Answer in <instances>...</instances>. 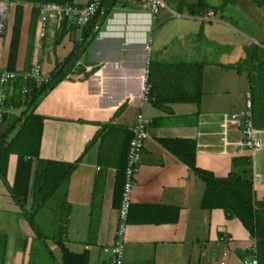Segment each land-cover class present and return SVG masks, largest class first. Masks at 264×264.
<instances>
[{"label":"crops","instance_id":"1","mask_svg":"<svg viewBox=\"0 0 264 264\" xmlns=\"http://www.w3.org/2000/svg\"><path fill=\"white\" fill-rule=\"evenodd\" d=\"M3 1L6 21L0 33V68H5L14 8L13 2ZM87 1L73 0V3L83 5ZM205 1L208 7L201 14L187 12V17L200 22L195 33H144L150 23L141 8L127 0L115 2L104 16L98 15L95 36L77 64L83 71L93 69L92 72L86 78L78 73L59 81L38 100L34 111L43 117L38 156L76 162L64 187L69 209L65 245L74 252L86 248L87 264H107L108 253L103 249L112 244L118 220L115 183L129 127L137 112L148 119L147 137L132 178L129 220L122 241L123 262L215 264L225 253L223 264H240L255 243L236 218L226 217L220 208L199 207L202 182L161 143L194 140V165L216 177L226 176L232 161L249 157L254 200L264 201V130L258 129L260 148L250 152L241 144L239 125L228 119L230 113L242 107L244 91L248 90L250 46L264 47V11L249 0H236L226 7L220 6L221 0L215 5ZM195 2L187 0V5ZM30 8V3H22L15 70L23 65ZM243 17L258 26L255 35L248 34L251 42L247 44L241 42L246 33H240L236 26L241 23L252 32L243 24ZM213 22L232 32L231 40L220 30L210 33L208 26ZM56 23L49 22L40 39L35 23L33 33L30 66L39 63L46 75L79 40L75 27L63 33L53 47ZM254 37L259 39L257 43ZM148 42L151 78L161 102L139 106L144 45ZM198 71L201 94L197 102L171 100L195 94ZM16 110L11 112L16 115ZM14 165L15 155L9 154L5 174L8 184ZM5 196L0 190V208L7 203ZM7 208L13 212L11 207ZM92 210L94 232L91 244L85 245L90 240L87 229ZM4 211H0V234L6 237L2 264H34L37 257L28 256L30 247L33 254L40 253L42 263L45 264V256L50 263L26 220L4 215ZM259 212L264 233V209ZM41 217H37L39 225L50 227L44 221L47 218ZM45 245L54 259L53 251L57 250L59 262L57 247L50 240H45ZM259 264H264V246Z\"/></svg>","mask_w":264,"mask_h":264},{"label":"trees","instance_id":"2","mask_svg":"<svg viewBox=\"0 0 264 264\" xmlns=\"http://www.w3.org/2000/svg\"><path fill=\"white\" fill-rule=\"evenodd\" d=\"M14 3L12 21L10 26V37L6 55L5 68L15 70L18 38L22 19V3L31 4L28 19L27 42L24 51L23 65L21 71L30 67L33 33L37 18L36 3L51 1L74 4L73 0H8ZM119 0H101L100 4L104 9L103 14ZM236 0H221L220 6L224 7L233 4ZM257 7L263 8L264 0H249ZM205 0H196L193 4L186 5L188 14L199 15L206 8ZM216 9L215 7H213ZM213 9V10H214ZM98 14H94L79 30V40L76 41L69 54L60 62H56L51 71L47 74L45 81L34 82L30 79L24 80L17 76L10 83L9 95L5 102L6 111L0 120V181L4 185L11 201L18 207L19 217L26 220L33 231L36 240L42 245V249L49 259H53L50 250L45 245V240H50L59 251L58 264H87L88 252L86 248L79 252L71 251L65 245L66 221L69 213L68 204L65 202V184L76 162H62L50 159H43L38 156L39 140L42 128V115L37 114L34 109L40 97L51 90L59 81L69 79L72 75L82 73L86 78L93 69L83 71L77 66L78 61L85 53L87 47L95 36ZM73 22L66 18L57 20L52 46L54 47L70 29H74ZM76 29V28H75ZM249 65L247 69L248 90L251 98V119L257 129L264 130V48L257 44H251L249 51ZM76 67V68H75ZM152 65H148L147 81L150 84L149 94L154 104L161 101L154 91V84L151 78ZM200 72H197L195 79V94L175 96L171 100L190 101L200 97L199 85ZM22 89L25 91L22 92ZM19 109L18 114L11 111ZM10 110V111H8ZM104 127V124H102ZM130 136V135H129ZM128 136V138H129ZM95 137V135H94ZM128 141V139H127ZM162 145L169 150L179 161L202 182L203 190L199 199L201 209L220 208L226 217L236 218L246 231L255 239L256 259L259 264V256L264 246V233H261L259 211L263 210L264 201H255L252 190L251 160L242 156L232 161L231 169L224 177H216L210 171L200 169L194 165V140L177 139L162 140ZM127 142L124 147L123 157L125 158ZM9 154L15 155V165L11 184L5 178L7 159ZM118 173L115 183V205L118 206L120 192L123 182L122 169ZM93 205V202H92ZM128 212L126 222H128ZM95 214V213H94ZM93 210L90 211L89 225L85 245L91 244V235L94 232ZM47 218L44 221L51 223L50 228H42L37 217ZM264 227V226H263ZM87 238V239H88ZM6 237L0 234V264L4 253ZM33 248V247H32ZM32 248L29 249V257L32 259Z\"/></svg>","mask_w":264,"mask_h":264},{"label":"built area","instance_id":"3","mask_svg":"<svg viewBox=\"0 0 264 264\" xmlns=\"http://www.w3.org/2000/svg\"><path fill=\"white\" fill-rule=\"evenodd\" d=\"M101 0H88L83 5L44 1L35 4L37 9V29L38 38H42L45 34L48 23L55 22L59 18L69 19L74 23L77 31L88 21L94 14L101 15L104 12L100 4ZM136 3L141 9L150 14H156L165 7L163 0H127ZM209 14H212L210 11ZM6 11L4 1L0 0V33L5 27ZM96 29V25L93 26ZM39 46V45H38ZM145 59L143 73L140 78V90L138 94L139 106L143 103L152 101L149 94L150 84L147 81L150 46L149 42L144 45ZM17 76L22 79H30L34 82L45 81L47 75L42 72L39 63H33L28 70H7L0 68V120L2 114L6 111L5 102L9 95L10 83ZM25 90L22 89V92ZM230 122L239 125V133L242 146L254 152L260 148V139L257 136L258 129L252 125L251 119V98L249 90H245L243 94L242 107L229 114ZM148 119L140 112L135 114V119L130 125V137L127 141L125 164L123 168V182L120 192V199L117 207V226L114 239L111 245L104 247V251L108 253L107 264H125L122 260V241L126 224V216L129 206L130 191L132 187V178L136 170V165L140 158L143 142L147 137L146 124ZM225 253H221L217 263L223 264ZM240 264H258L256 259V246L252 243L249 247V255L242 258Z\"/></svg>","mask_w":264,"mask_h":264},{"label":"rangeland","instance_id":"4","mask_svg":"<svg viewBox=\"0 0 264 264\" xmlns=\"http://www.w3.org/2000/svg\"><path fill=\"white\" fill-rule=\"evenodd\" d=\"M163 1H164V4L166 7L164 9H162L161 12H159V14H157V15L152 16L151 14H148L147 11L140 9V11L143 12L144 17H146V19H148V22L150 23V24H147L148 28H147V30L144 31V33H195L198 30L200 22L196 19L187 17V11L185 9V6L187 5V0H163ZM207 2L210 5H215V4L219 3L220 0H207ZM228 6H231V5H228ZM173 12L177 13L178 16L173 14ZM113 16H114V13H112V11H111L110 18L112 17V19H113ZM244 21H245V23H243V24H246L248 27H250L249 29H251L252 32H250L249 30H246L241 23H238L239 25L237 24L236 26L239 29L240 33H246L244 38H241V42L243 44H247V43L251 42L249 40L250 37L248 34L254 33L253 35H255L256 29L258 28V26L246 18H244ZM206 26H208V24ZM210 26H208L210 28L209 29L210 33H214L215 30H217L216 31V33H217V32H219L218 30H220L219 33H225L224 34L225 37L226 38L228 37L231 40V33L232 32H230L225 26H220L219 24H215L214 22L211 23ZM262 29L263 28H261V30ZM254 38H255L254 42L257 43V40H259V39L256 37H254ZM257 45H260L263 47L262 44H257ZM16 112L18 114L19 109L16 110ZM233 112H235V111H233ZM252 125H253V123H252ZM0 190H1V193L3 195L4 194L6 195L4 199H5V202H7V203H5L4 206H2L0 208V211L5 210L3 212L4 215H9L10 217H14V219H15V216H19L17 214V212H19L18 207L15 206L14 203L10 200V197L8 196V193H7L3 184H0ZM7 207H11V211H13V212L8 211L9 209ZM48 225H51V223L49 221H48ZM56 251H57L56 249L53 251L55 259H54V257H53L52 261L50 259V263H47L48 258L45 256V258H44L45 264H56L58 262L57 261L58 260V256H57L58 253ZM33 256L37 257V260L35 261L34 264H44V263H42V258L40 256V253L34 252Z\"/></svg>","mask_w":264,"mask_h":264}]
</instances>
